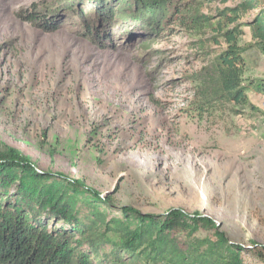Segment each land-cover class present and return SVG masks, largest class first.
Segmentation results:
<instances>
[{
    "label": "rangeland",
    "instance_id": "1",
    "mask_svg": "<svg viewBox=\"0 0 264 264\" xmlns=\"http://www.w3.org/2000/svg\"><path fill=\"white\" fill-rule=\"evenodd\" d=\"M177 2L156 29L109 21L99 0H0V150L17 148L41 172L110 194L111 207L96 209L107 220H125L124 207L162 217L199 211L256 262L264 247V52L250 23L264 17V2L234 22L218 9L242 0ZM35 10L58 29L26 20ZM194 14L239 29L251 104L204 102L198 78L227 42L215 41L209 24L194 26ZM77 199L79 215L90 216L86 196ZM206 237L213 231L196 232Z\"/></svg>",
    "mask_w": 264,
    "mask_h": 264
},
{
    "label": "trees",
    "instance_id": "2",
    "mask_svg": "<svg viewBox=\"0 0 264 264\" xmlns=\"http://www.w3.org/2000/svg\"><path fill=\"white\" fill-rule=\"evenodd\" d=\"M99 1L103 6L98 10L109 21L115 17L141 21L152 28L157 25L156 29L162 27L163 19L169 20L171 9L178 7L177 0ZM259 1L264 2L242 0L236 8L218 12L234 22L240 12ZM187 17L195 21L194 26L211 25L218 31V36H213L215 41L225 36L227 42V47L214 56L212 70L198 78L204 81L199 93L204 102L251 104L242 82L245 58L237 41L239 29L213 26L211 15ZM25 19L44 21L42 25L48 31L58 29L46 17L41 19L36 10ZM250 26L259 39L255 45L264 52V17L259 16ZM78 194L85 195L95 208L90 216L79 215ZM111 202L110 194L103 195L80 180L39 171L30 157L17 148L0 150V264H264V247L257 250L256 262L246 261V246L231 243L219 224L199 211L190 214L178 208L162 217L124 207L125 220H107L105 212L96 209L101 205L111 207ZM131 221L137 224L132 226ZM201 228L212 230L215 238L196 239ZM176 232H183L193 241L180 242ZM222 247L225 248L221 250Z\"/></svg>",
    "mask_w": 264,
    "mask_h": 264
}]
</instances>
